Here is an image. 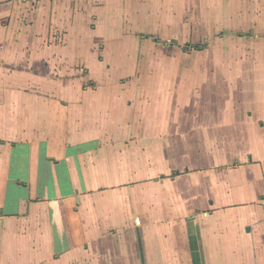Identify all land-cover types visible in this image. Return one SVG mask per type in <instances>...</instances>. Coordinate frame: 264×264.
<instances>
[{
    "label": "crops",
    "instance_id": "crops-1",
    "mask_svg": "<svg viewBox=\"0 0 264 264\" xmlns=\"http://www.w3.org/2000/svg\"><path fill=\"white\" fill-rule=\"evenodd\" d=\"M0 264H264V0H0Z\"/></svg>",
    "mask_w": 264,
    "mask_h": 264
},
{
    "label": "rangeland",
    "instance_id": "rangeland-1",
    "mask_svg": "<svg viewBox=\"0 0 264 264\" xmlns=\"http://www.w3.org/2000/svg\"><path fill=\"white\" fill-rule=\"evenodd\" d=\"M80 30H78L77 32H79ZM80 34L84 35L83 38H86L87 40H90V39H93V38H100V37L105 35L103 29H99L96 32H90L89 31L86 34H83L82 31H80ZM89 61L91 62V59Z\"/></svg>",
    "mask_w": 264,
    "mask_h": 264
},
{
    "label": "trees",
    "instance_id": "trees-1",
    "mask_svg": "<svg viewBox=\"0 0 264 264\" xmlns=\"http://www.w3.org/2000/svg\"><path fill=\"white\" fill-rule=\"evenodd\" d=\"M201 46H195V49H200Z\"/></svg>",
    "mask_w": 264,
    "mask_h": 264
}]
</instances>
